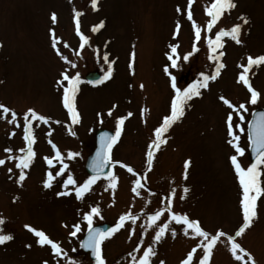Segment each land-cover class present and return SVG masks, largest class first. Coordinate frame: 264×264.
Returning <instances> with one entry per match:
<instances>
[{"label": "rangeland", "instance_id": "1", "mask_svg": "<svg viewBox=\"0 0 264 264\" xmlns=\"http://www.w3.org/2000/svg\"><path fill=\"white\" fill-rule=\"evenodd\" d=\"M210 2L194 0L192 4L193 19L201 26L202 33L201 40L196 42L199 51L184 61L182 57L192 51L194 43V31L186 19L187 0H98L95 11L90 0H0V103L14 109L21 122V127L16 128L0 118V158L8 155L3 151L6 147L13 149V155H18L17 150L25 146L22 113L27 108L51 118L48 125L34 122L36 156L25 170L24 181L16 182L19 170L14 167V161L6 160L5 165L0 166V217L5 220L0 225V234L13 237L0 244V264H44L45 261L57 264L50 246H40L36 242L38 238L24 227L26 224L44 231L77 264H94L79 246L87 229L82 216L91 206H98L101 212L100 217L93 218L94 225L107 222L114 227L120 215L129 211L137 215L134 225L126 222L101 245L106 264H132L129 253H133L141 238V248L152 243L156 227L167 218L165 211L157 225L146 226L147 215L164 206L161 200L172 188L176 189L173 211L199 220L210 233L222 229L234 234L242 224L239 203L242 190L229 159L235 154L227 143L225 124L231 109L218 97L223 95L237 106L244 103L248 109L243 113L245 120L241 124L245 131L236 130L241 137L239 144L245 148L238 160L246 168L251 163L247 124L254 109L264 108V65L253 66L248 73L250 83L260 93L255 105L248 103L247 88L237 83L238 73L242 71L237 65L246 64L248 55L264 54V0H235L236 7L221 17L211 33L206 31L209 17L205 12ZM177 5L181 6L182 14H177ZM73 8L84 13L79 18L80 28L89 37V43L83 49L75 33ZM53 12L58 18L55 25L50 20ZM241 16L248 20L247 24H242L241 43L224 38V47L218 51L225 53L221 57L225 67L215 81L209 82L207 89L201 90L200 97L188 102L190 107H186L185 115L165 134L167 143L155 153L153 166L146 171V145L153 136L154 127L168 113L173 95L170 79L163 71L164 66L170 64L166 56L170 53L169 45H178L180 57L178 67L169 70L177 77L178 86H187L200 78L201 72L210 74L214 69V62L207 59L206 37L214 38L215 31L220 28L228 30L242 23L238 19ZM101 21L103 27L93 33L92 26ZM177 21L181 27L174 37ZM50 28L61 38L58 47L75 68L61 60L51 48ZM65 42L68 47L63 46ZM105 53L112 62V77L101 84L88 83L84 79L86 72L95 70L102 77L107 70L103 61ZM62 71L79 73L81 78L76 97L81 120L72 126L75 136L66 130L68 116L62 106V90L56 83ZM109 109H112L111 116L107 115ZM142 109L147 111L142 114ZM128 112L133 115L125 119L121 137L112 149V159L131 166L138 175L146 174V181L142 180L146 187L140 190V195L131 191L135 176L119 164L111 169L118 177L115 189L108 188V182L100 179L81 200H77L74 193L56 195L65 190L62 181L68 173L78 183L89 176L84 170V161L94 148L95 131L105 128L114 133L116 119L127 116ZM233 122L234 125L240 123L235 113ZM50 129L51 135H48ZM12 132L15 135L10 136ZM49 139L64 155L68 168L63 178L56 177L52 187L44 188L47 171L55 175L61 166L54 160L50 168L43 159L54 156ZM69 151L80 155L69 160ZM185 160L191 161L186 180L182 178ZM9 168L13 171L9 172ZM261 184L264 188V174ZM184 187L189 189L186 194L182 192ZM181 195L185 196L183 200L179 198ZM256 212L257 217L237 241L251 253L256 264H264V193L257 200ZM76 223L81 224L82 231L71 237L69 232ZM172 228L177 230L175 237L171 235ZM198 239L185 236L183 226L172 222L164 237L153 245L157 254L152 264H159L161 260L164 264H180ZM133 254L139 256L142 252ZM200 254L201 250L197 249L194 256ZM59 264H67V258H59ZM210 264L238 262L218 244Z\"/></svg>", "mask_w": 264, "mask_h": 264}, {"label": "snow or ice", "instance_id": "2", "mask_svg": "<svg viewBox=\"0 0 264 264\" xmlns=\"http://www.w3.org/2000/svg\"><path fill=\"white\" fill-rule=\"evenodd\" d=\"M194 0H187V11L186 19L191 22V27L194 31V43L192 46V51L187 53L182 57L184 61H187L193 53L199 51L196 46V42L201 40L202 28L199 26L196 21L193 19V14L191 11L192 4ZM91 8L95 11L98 8V0H90ZM236 7L235 0H211L210 4L205 7V12L209 19L206 24V31L211 33L214 26L218 23L221 17L229 12L231 9ZM73 20L75 24V33L80 40V49H83L85 45L89 43V37L82 33L80 28L79 18L84 14L82 11H79L73 8ZM177 14H182V8L180 5L176 7ZM242 23L234 24L230 29L226 30L220 28L215 31L214 38L212 36L206 37V45L208 49L207 59L214 62V69L210 74L201 72L198 79L194 80L192 83H189L187 86H178L177 77L172 74L169 70L170 68L175 69L178 67V60L180 57L177 55L178 45L170 44V53H166L168 61L170 64L164 66L163 71L168 75L170 79V86L173 91V95L170 98L169 111L161 117V121L158 126L153 129V136L150 142L146 145V171H150L153 166L155 153L160 149V147L167 143V138L165 134L169 129L179 121L186 111V107H190L188 104L194 97H200L202 95L201 90L207 89L210 81H215L221 73V69L225 67V64L221 61V57L224 56L223 51H218L224 47V38L228 37L237 44L241 43L239 39L242 29V24H247L248 20L246 17L241 16L238 18ZM50 20L53 25L58 21L57 14L55 12L51 13ZM103 27V21L98 25H94L91 28V31L95 33L99 28ZM181 24L179 21L176 22L174 37L178 35ZM50 33V45L51 48L55 51L56 55L59 56L61 60H64L66 63L70 64L73 68L76 65L68 60L64 56L58 47L61 44V38L58 37L55 33L54 28L49 29ZM64 47H68L65 42ZM79 55V53H77ZM103 61L107 64V70L104 72V75L95 81H88L91 84H101L109 80L112 77L113 67L112 62L109 60L107 53L103 55ZM264 65V54L253 57L248 55L246 57V64H238L237 67L242 69L238 73L237 83H242L247 91L250 93V98L248 103L255 105L257 104L260 93L253 88L250 83L248 76L249 71L253 66L259 67ZM129 67H132V64H129ZM56 83L60 85L61 95H62V106L66 109V114L68 116V125L67 131L70 135L75 136L76 133L72 131V126L80 123L81 117L76 105V97L79 91V85L81 84L80 74H69L66 71H62L59 74V78L56 80ZM143 88V85H140ZM224 105H226L231 111L227 114L226 117V135L229 137L227 143L231 145L234 149L235 154L229 157L231 166L234 169L235 175L238 179L239 187L242 190L241 199L239 201L242 211V224L235 230L234 234H229L228 232L217 229L214 233H210L205 230L199 220L192 219L188 214H180L172 210L173 199L176 195V189L172 188L171 191L161 200V203L164 205L160 209L156 210L154 213L147 215L146 226L148 228L157 225V222L161 220L162 215L167 211V218L161 222L155 230V234L152 238V243L147 247L141 248L143 240L141 238L140 243L133 249V253H141L138 257L129 253V256L132 257V264H152V258L156 256V250L154 244L158 243L165 235L166 231L169 230V225L172 222H175L177 225L183 226V234L185 236H192L193 238H199L198 242L194 247L191 248L186 254V257L181 260L180 264H210L211 257L214 253V249L218 244H222L230 253L234 261L238 264H256L254 257L249 253L241 244L237 241V238L241 237L248 229L253 220L257 217V200L264 193V188H262L261 177L264 174V111L254 113V120L250 121L248 124V141L251 148L253 160L246 168L241 165L238 160L239 156H243L245 153V148L241 147L239 144L240 135L236 134V130L239 133H243L245 129L241 126L244 122L245 117L244 112H247L248 109L244 103H240L238 106L234 105L229 99L221 95L218 97ZM116 105H113L115 108ZM147 109H142L143 112ZM236 114L239 118L240 123L234 125L233 114ZM98 117H101L100 122L102 123V116L100 113L97 114ZM108 116L112 115V109H109L107 112ZM131 112L127 113V116H121L116 119L114 133H109L107 131L101 132L99 136V146L96 149L95 155L91 160V163L88 167L91 169L92 174L89 175L82 183L74 178L71 173L65 176V170L68 168V165L64 163V155L61 153L59 148L55 143L50 139L48 143L53 149V157H44L46 164L51 168L53 166L54 160L58 162L61 166L53 175L52 171H47L46 178L43 180L44 188L52 187V182L56 177H62V187L64 191L57 192L58 196H67L70 194L75 195L77 200L83 199L84 195L92 190V185H94L98 180L104 179L108 182V188L115 189L117 187L118 177L111 170L116 164H119L121 168H125L128 173H131L135 176V179L132 181L133 187L131 191L137 196L140 195V190L146 187L145 183H142V180L147 179L145 175H138L131 166H128L120 161H113L112 159V149L113 146L118 142L122 134V126L127 117L132 116ZM10 116V118H9ZM0 118L5 119L6 122L10 125H14L16 128L21 127V122L18 120V113L10 108L9 106L0 103ZM51 118L43 114L38 113L34 108H27L22 113V131H23V141L25 146L19 148L18 155H13V149L6 147L3 149L5 153H8L6 158H0V166L5 165L7 161H14V167L19 170L17 183H21L26 178V169H29L30 165L33 163L36 153L33 149L35 143L34 136V122H40L42 124L48 125ZM56 124H60V121H55ZM37 127L39 124L36 125ZM15 135L14 132L10 133ZM48 135H51V129L48 132ZM80 153L69 151L67 153V159H75L79 156ZM191 161H184V173L182 178L187 179L188 169L190 167ZM109 169L105 172V169ZM9 172H12L13 169L9 168ZM71 186V187H70ZM107 190V189H106ZM189 191L187 187L182 189V192L186 194ZM181 200L185 198L184 195L179 197ZM101 212L98 206H91L89 211L83 213L82 219L87 224V235L80 241V248L90 250L91 256L94 258V264H106V260L102 254V242L109 238L115 231L125 226V223L130 221L133 225L136 223L138 217L131 213V211L122 214L119 216L118 222L114 227H109L107 229L94 227L93 218L100 217ZM5 220L3 217H0V225H3ZM66 226V225H65ZM24 227L32 232L35 237H37V243L40 246L48 245L50 246L51 253L57 259V264H59V258L66 257L67 264H77V261L68 257L67 252L63 250L58 242L50 239L44 231L37 230L30 225H24ZM144 227V225H142ZM73 230L69 232L71 237H76L78 233L82 231V226L80 223H76L72 226ZM132 231H135L132 229ZM177 230L175 228L171 229V235L175 237ZM131 235V231H130ZM143 234H141L142 237ZM13 237L11 234H0V244H4L7 241L12 240ZM197 249H200L202 254L198 257L194 256L197 253ZM247 258V259H245ZM44 264H48L47 261ZM159 264H164V261H160Z\"/></svg>", "mask_w": 264, "mask_h": 264}, {"label": "water", "instance_id": "3", "mask_svg": "<svg viewBox=\"0 0 264 264\" xmlns=\"http://www.w3.org/2000/svg\"><path fill=\"white\" fill-rule=\"evenodd\" d=\"M84 77H85V79L88 80V81H95V80L100 79V73L97 72V71H89V72H87V73L85 74ZM262 111H264V109H261V108L254 110V111L251 113V116H250L249 122L252 121V120H254V118H255L254 115H253L254 113H258V112H262ZM249 122H248V124H249ZM105 131H107V132H109V133H112L111 131H109V130H107V129H103V128L97 129V130L95 131V134H94V148H93L92 151L87 155V157H86V159H85V162H84V169H85V171L87 172V174H89V175H91L92 172H91V169L88 167V165L91 163V160H92V158H93L94 155H95L96 149H97L98 146H99V136H100L101 132H105ZM248 131H249V129H247V133H248ZM249 158H250V160H251V162H252V160H253V156H252V152H251V148H250V146H249ZM108 170H109V169L106 168V169H105V172H107ZM94 227H100V228L107 229V228H109V227H112V225L109 224V223H101V224H96V225H94ZM86 235H87V229H86V231L84 232V234H83L81 240H82L83 238H85ZM81 240H80V241H81ZM81 250L84 251V252H87L89 258L92 259V260H94V258L91 256V252H90V250H86V249H81Z\"/></svg>", "mask_w": 264, "mask_h": 264}, {"label": "flooded vegetation", "instance_id": "4", "mask_svg": "<svg viewBox=\"0 0 264 264\" xmlns=\"http://www.w3.org/2000/svg\"><path fill=\"white\" fill-rule=\"evenodd\" d=\"M187 75L184 76V78L186 79ZM134 255V254H133ZM136 255V254H135ZM137 256V255H136ZM138 257V256H137Z\"/></svg>", "mask_w": 264, "mask_h": 264}]
</instances>
